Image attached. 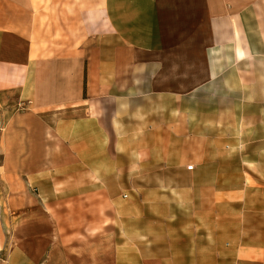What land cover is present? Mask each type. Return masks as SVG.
Returning <instances> with one entry per match:
<instances>
[{"label": "crops", "instance_id": "crops-1", "mask_svg": "<svg viewBox=\"0 0 264 264\" xmlns=\"http://www.w3.org/2000/svg\"><path fill=\"white\" fill-rule=\"evenodd\" d=\"M226 175L264 177V0H0V264H81L96 195L110 264H264Z\"/></svg>", "mask_w": 264, "mask_h": 264}, {"label": "rangeland", "instance_id": "rangeland-1", "mask_svg": "<svg viewBox=\"0 0 264 264\" xmlns=\"http://www.w3.org/2000/svg\"><path fill=\"white\" fill-rule=\"evenodd\" d=\"M217 165L216 162H214ZM219 167L221 165L219 164ZM231 171H241V165L237 161L226 160V166ZM131 178V177H129ZM214 179L216 177H213ZM224 179L226 186L238 187L246 182H258L257 179L264 182V177H249L240 175H229L219 177ZM255 180H252V179ZM140 185V177L137 178ZM136 180V178H134ZM129 199H140V192L128 193ZM81 207L80 222H81V264H110L112 262V254L114 251V242L111 239L112 225L110 222L113 216V209L107 203V200L102 195L94 197H83L79 200ZM68 207V206H66Z\"/></svg>", "mask_w": 264, "mask_h": 264}, {"label": "built area", "instance_id": "built-area-1", "mask_svg": "<svg viewBox=\"0 0 264 264\" xmlns=\"http://www.w3.org/2000/svg\"><path fill=\"white\" fill-rule=\"evenodd\" d=\"M187 169L191 171V170H193V167L189 166Z\"/></svg>", "mask_w": 264, "mask_h": 264}]
</instances>
